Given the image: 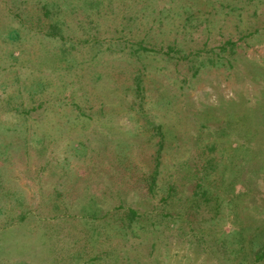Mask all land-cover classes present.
Wrapping results in <instances>:
<instances>
[{
    "label": "rangeland",
    "instance_id": "rangeland-1",
    "mask_svg": "<svg viewBox=\"0 0 264 264\" xmlns=\"http://www.w3.org/2000/svg\"><path fill=\"white\" fill-rule=\"evenodd\" d=\"M0 264H264V0H0Z\"/></svg>",
    "mask_w": 264,
    "mask_h": 264
}]
</instances>
